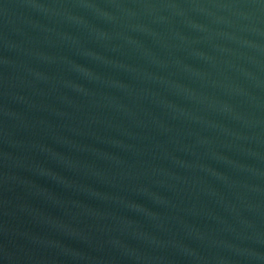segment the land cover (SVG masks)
I'll return each instance as SVG.
<instances>
[{"label":"water","instance_id":"obj_1","mask_svg":"<svg viewBox=\"0 0 264 264\" xmlns=\"http://www.w3.org/2000/svg\"><path fill=\"white\" fill-rule=\"evenodd\" d=\"M0 264H264V0H0Z\"/></svg>","mask_w":264,"mask_h":264}]
</instances>
